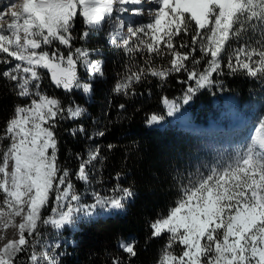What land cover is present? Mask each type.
Wrapping results in <instances>:
<instances>
[{"label":"snow or ice","instance_id":"snow-or-ice-1","mask_svg":"<svg viewBox=\"0 0 264 264\" xmlns=\"http://www.w3.org/2000/svg\"><path fill=\"white\" fill-rule=\"evenodd\" d=\"M117 5L120 13L149 19L128 26L126 34L120 21L110 34L111 44L127 57L112 89L116 95H135V84L149 77L164 83L177 73L187 77L178 81L187 85L178 98L183 105L222 84L216 77L226 74L243 73L264 83V0H11L0 11V22L11 17L6 27L0 24V64L10 65L0 78L26 102L15 104L0 128V228L11 226L18 237L0 247V264H60L57 250L65 231L124 214L135 201L137 193L122 186L120 173L103 194L93 187L103 167L98 146L86 157L76 154L75 172L62 167L55 129L61 120H79L87 110L74 100L65 107L42 88L49 78L66 97L93 93L94 84L105 78L103 61L92 57L97 49L74 42L91 40ZM78 20L84 30L77 36ZM161 102L167 116L181 107L167 97ZM164 121V115L151 113L144 123L157 128ZM72 134L95 142L83 124ZM106 134V128L98 129L95 136ZM202 167L179 185L167 213L149 221L146 242L166 237L156 264H264V115L248 143L218 153ZM85 194L91 203L83 202ZM42 227L60 239L43 242ZM114 243L116 254L108 264H132L139 241L118 236Z\"/></svg>","mask_w":264,"mask_h":264},{"label":"trees","instance_id":"trees-1","mask_svg":"<svg viewBox=\"0 0 264 264\" xmlns=\"http://www.w3.org/2000/svg\"><path fill=\"white\" fill-rule=\"evenodd\" d=\"M108 25L105 23L102 30L94 33L89 41H75L77 46L97 49L92 57L104 64L105 78L94 84L90 96L77 92L66 97L62 89L51 85L49 78L42 81V88L47 94L61 99L65 107L74 100L87 110L79 120H61L55 129L62 167L75 172L79 164L76 154L86 157L89 148L98 146L103 167L97 177L100 183L94 180L93 187L103 194L105 189L117 183L114 177L120 173L122 186L132 187L137 195L126 213L99 222H81L76 230L65 231L62 247L57 250L62 253L58 257L60 264H108L111 256L116 254L114 242L118 236L135 237L139 241L138 255L133 258L132 264H156L158 252L166 242V237L146 242L150 233L149 221L166 214L168 207L174 204L179 185L185 183L186 177L198 168L196 158L200 143L205 136L210 135L194 133L174 125L161 102L162 97H167L181 103L178 98L182 97L187 85L178 81L186 79V73L171 75L164 83L149 77L134 85L135 95H116L112 91L124 71L127 57L121 49L110 43ZM82 30L84 25L78 20L74 34L78 36ZM8 67L10 65L0 64V71ZM44 74L47 77L45 70ZM216 79L222 81V84L213 87L211 91L199 92L187 105L181 103L193 113V121H206L214 105L223 104L232 95H235L241 106L248 107L256 97H264V83L252 80L243 73L234 76L226 74ZM25 102L15 96L10 82L0 78V128H3L12 114L14 105ZM121 103L125 105L124 110L119 108ZM256 111L264 113V100ZM151 113L165 116L163 127L145 126L144 121ZM81 124L94 137L95 142L83 134H72V130ZM105 128L107 134L104 137L95 136L98 129ZM109 144L115 147L109 150ZM76 184L78 191L83 193L84 186L78 181ZM83 202L91 203L92 200L85 194ZM45 229L42 227L41 231Z\"/></svg>","mask_w":264,"mask_h":264},{"label":"rangeland","instance_id":"rangeland-1","mask_svg":"<svg viewBox=\"0 0 264 264\" xmlns=\"http://www.w3.org/2000/svg\"><path fill=\"white\" fill-rule=\"evenodd\" d=\"M10 2L11 0H4L3 3H0V11L4 10V8ZM127 7L133 8L140 6L128 5ZM116 8L117 11H114L112 18L106 21V23L109 24L107 28L108 35L116 31V25L120 21H123L124 24V27L120 29V31L124 34L127 33L128 26H132V24L137 26V24L139 23L148 22L149 18L147 16H133L131 12L120 13L118 11V5L116 6ZM10 20V16H5L4 21L0 22V24H3V26L6 27L7 22H9ZM109 38L112 39V36L110 35ZM75 46H77V43L75 44ZM79 71L83 73L82 68H80ZM263 100L264 97H256L254 102L250 103L248 107L241 106L238 99L236 97H232L228 100H225V102L221 105L215 104L213 110H211V115H209L208 119L203 122L193 121V113L183 105L179 108V111H177V115L173 114L171 116L172 123L180 128L192 122L193 124L198 125H213L211 132H209L210 135L207 137L205 136L202 143H200L199 145V153L196 158L197 167H200L203 171L204 169L202 167V164L213 163L214 158L218 153H231L238 148H242L246 143L249 142V138L254 134V128L256 126L258 118L264 115V113H257L256 111ZM251 119L253 120L251 122L252 124L247 126ZM163 125L164 124H162V126ZM192 132L195 133V131ZM16 222H19V218H16ZM16 232L17 230L11 226H9L7 229L0 228V237H2L0 238V247H2L3 244L8 240L18 238ZM41 232L43 233V242L54 243L56 240L60 239L55 235L54 230L50 228H46Z\"/></svg>","mask_w":264,"mask_h":264},{"label":"bare ground","instance_id":"bare-ground-1","mask_svg":"<svg viewBox=\"0 0 264 264\" xmlns=\"http://www.w3.org/2000/svg\"><path fill=\"white\" fill-rule=\"evenodd\" d=\"M9 16H10V15H6V17H9ZM232 97H235V96H230L229 99L232 98ZM181 106H182V105H181ZM184 108H185V107H184ZM174 115H177V112H175ZM192 125H194V126H198V131H195V133H200V132L209 133V132H211L210 129L213 128V125H209V126H206V125H203V124L198 125V124H193V122H192V123H189V124H187V125H185V126H186V127H190V126H192ZM159 127H163V126H159ZM201 127H202L203 129H202ZM182 128L185 129L184 127H182ZM200 128H201L202 130H201ZM186 130H188V129H186ZM208 130H209V131H208ZM190 131H194V128L191 127Z\"/></svg>","mask_w":264,"mask_h":264},{"label":"water","instance_id":"water-1","mask_svg":"<svg viewBox=\"0 0 264 264\" xmlns=\"http://www.w3.org/2000/svg\"><path fill=\"white\" fill-rule=\"evenodd\" d=\"M183 127H184L185 129H188V130L191 129V127H186L185 125H184ZM201 128H202V127H201ZM201 128H200V129H201ZM202 129H203V128H202ZM202 129H201V130H202ZM194 130H195V129H194ZM197 131H198V130H197ZM208 131H209V130H208Z\"/></svg>","mask_w":264,"mask_h":264},{"label":"built area","instance_id":"built-area-1","mask_svg":"<svg viewBox=\"0 0 264 264\" xmlns=\"http://www.w3.org/2000/svg\"><path fill=\"white\" fill-rule=\"evenodd\" d=\"M179 103V102H178Z\"/></svg>","mask_w":264,"mask_h":264}]
</instances>
